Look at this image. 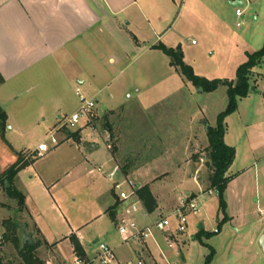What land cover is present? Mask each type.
I'll return each instance as SVG.
<instances>
[{
  "label": "rangeland",
  "instance_id": "374dc122",
  "mask_svg": "<svg viewBox=\"0 0 264 264\" xmlns=\"http://www.w3.org/2000/svg\"><path fill=\"white\" fill-rule=\"evenodd\" d=\"M173 1V7H169L168 32L161 39V45L173 50L179 47L183 63L199 78L234 82L237 68L247 61L248 55L264 46V0H241L244 5L241 19L236 18L231 0ZM146 31L143 28L141 32L145 37ZM129 63L122 72L114 70V81L100 95L87 98L96 102L98 112L102 107L125 105L128 115L134 119L129 124L123 123L118 113L116 124L113 122L122 142V152L118 157L120 163L117 161L120 168L130 164L140 169L147 163L143 170L137 172L142 176L138 174L139 177L135 178L129 175L126 176L127 180L137 185L147 180L146 175L152 178L156 176L155 173L167 171L152 186L153 194L160 198L161 207L166 211L175 209L186 193L199 197L200 212L188 216L186 232L176 237L175 248L159 244L166 263L204 264L210 249H213L215 255L210 264H264V255L257 246L259 237L264 234V217L261 215L264 211V62L251 71L249 86L254 91L237 100L236 111L224 120V143L231 146L236 155L229 175H237V172L251 167L247 173L250 179L243 180V183L240 181L234 188L240 192L245 182L248 191L244 197L235 199L231 212L226 211L228 220L224 222L218 197L214 194L202 196V190L208 184V170L205 167L207 129L216 127L218 116L227 108V87L221 85L213 92L196 88L178 70L175 73L167 66L166 56L161 51L154 55L141 52ZM139 90L140 97L137 94ZM140 104L144 110V123L139 124L138 133L136 120L143 121L137 108ZM98 120L96 129L99 131L102 126L100 117ZM16 125L26 127L24 123L9 122L0 133V146L3 147L2 143L6 141L17 150L26 147L19 140V134L9 131L11 126L16 129ZM41 129L48 131L46 125ZM79 130L82 129L62 128L58 133L63 138L69 134L76 136ZM85 134L90 135L91 131L87 129ZM137 134L139 137H136ZM48 135L49 132L42 142L47 141ZM37 142L38 136L33 140V143ZM142 142L152 146L150 154H145L146 150L140 145ZM113 143L110 140V148L114 146ZM96 144L102 159L99 161H89L88 152L84 149L71 150L69 155L61 151H48L36 161V153L20 154L25 164L35 162L30 169L19 172L18 186L14 188L12 184L11 191L16 190L26 196L24 206L32 218L25 209H19L17 199L10 196L5 186L0 188L1 264H25L19 254L23 224H26L28 234L38 244L34 255L43 264H54L50 259H54L56 253L66 263L72 261L70 238L65 239L71 233L80 241L86 252L83 259L88 263L97 264L94 262L97 245L104 244L114 249L117 258H120L119 253L125 252L129 259L125 261L120 258L124 261L122 264L127 261L150 264L146 257L140 260L135 254L134 249L138 245L122 243L114 223L107 216L94 219L107 207L105 201L109 199L106 195L109 182L105 175L115 168L113 162H106L103 140L99 139ZM8 157V161L0 160L1 171L17 160L15 155ZM85 158L89 162L86 163ZM154 158L161 161L152 166L153 162L149 161ZM97 168L102 169L104 176L95 172ZM39 179L44 181L45 189ZM4 182L8 185L5 176ZM147 187L150 191V187ZM33 222L37 223L42 236L33 229ZM200 230L202 235H199ZM157 239H161L160 235ZM95 241L97 243L93 244Z\"/></svg>",
  "mask_w": 264,
  "mask_h": 264
},
{
  "label": "crops",
  "instance_id": "0c3cea01",
  "mask_svg": "<svg viewBox=\"0 0 264 264\" xmlns=\"http://www.w3.org/2000/svg\"><path fill=\"white\" fill-rule=\"evenodd\" d=\"M173 3V0H0V109L6 115V127L9 122L26 124V127L16 125V129L13 126L9 129L19 134V140H22L26 147L17 150L5 141L2 143L3 147L0 146V160L3 158L8 161V156L12 157L17 153L35 152L37 146L42 143V138L44 139L48 132L60 126L62 118L77 111L76 90L83 92L86 97H97L114 81L112 77L114 70H121L120 72L126 70L130 60L141 52L152 55L160 52L154 47L161 44V39L168 32L169 11ZM123 22H126L125 26ZM143 28L147 30V37L141 33ZM166 59L167 66L177 73L176 69L170 66L168 57ZM137 94L140 97V90ZM124 106L102 107L101 112L97 110L100 119L107 117L110 131H102L100 128L96 135L91 133L86 136L87 129L82 128L76 136L69 134L63 138L58 133L56 137L58 140L60 136V140L55 146L48 144L49 151H61L69 155L71 150L84 149L88 152L89 161H99L102 159L99 157L101 154L96 143L99 139L104 142L105 138L109 137L111 142H114L112 145L115 153L112 156L110 149L104 146L106 162H113L120 168L118 157L122 152V142L119 141V135L114 129L115 118L120 113L119 119H122L123 123L129 124L134 120L128 115ZM137 108L143 118V121L136 120L138 123L136 130L140 133L139 124L144 123V110L141 104ZM43 125H46L48 131L44 132L41 129ZM137 135L136 137H139V134ZM37 136L39 142L33 143ZM225 136L226 133L224 138ZM142 143L140 145L146 150L145 154H150L152 146ZM157 154L162 155L163 152ZM12 161L14 160L11 158V164L16 162V160ZM84 161L89 162L86 158ZM160 161L154 158L149 163L153 162L152 166H154ZM234 162L235 159L230 168ZM33 163L23 170L30 169ZM146 165L147 163L140 169L130 164H126L125 167L129 172L128 176L134 175L137 178L140 174L137 172L143 170ZM9 167L2 171L0 169V174L2 175ZM230 168L226 176L231 179L223 194L227 213L231 212L235 199L246 195L248 184L245 185V182L240 192L234 188L240 181L243 183V180L250 179L247 173L251 167L232 176L229 175ZM166 172L155 173L156 176L152 178L146 175L147 180L137 183L138 189L149 186L153 198L156 199L158 208L151 214L152 218L170 212L162 209L160 198L152 191L153 184ZM18 175L19 173L12 182L14 188L18 186ZM39 183L43 189L46 188L42 179H39ZM108 194L106 192L109 197L105 201L107 207L94 219L107 216L106 210L114 201L117 203L109 184ZM188 195L186 193V196ZM23 196L26 200V196ZM24 209L32 218L25 206ZM32 227L42 236L36 222L32 223ZM22 228L28 234L26 224H23ZM159 235L156 236L158 244L166 246L161 235V239H157ZM71 236L78 240L74 233L65 239ZM32 239L34 241L33 237ZM134 252L140 260L146 257L150 264H167L161 245L158 248L154 242L137 246ZM84 253L86 254L85 251ZM119 257L124 260L129 259L123 251L119 253ZM120 258L118 260L124 262ZM50 260L54 261V264L66 263V260L57 253L54 259Z\"/></svg>",
  "mask_w": 264,
  "mask_h": 264
},
{
  "label": "built area",
  "instance_id": "2783aa9c",
  "mask_svg": "<svg viewBox=\"0 0 264 264\" xmlns=\"http://www.w3.org/2000/svg\"><path fill=\"white\" fill-rule=\"evenodd\" d=\"M240 1L241 0H231L232 3ZM243 8V4L241 7L234 8L237 19L243 18L241 11ZM237 27H239V24H237ZM192 44L194 43L192 42ZM76 97L78 101L77 111L62 118L60 126L56 130L49 132L47 141L39 144L35 152H30L32 154L36 153L34 158H39L41 154L48 152V144L55 146L58 143L56 135L62 128H86L90 130L93 135L98 133L96 129V122L98 120L96 102L93 99L87 98L80 90H76ZM104 146L110 149L109 137L105 138ZM95 172L104 176L101 168H97ZM105 178L109 182L117 202V210L113 223L123 244L142 246L148 242H154L159 248V244L156 240V234L158 233L162 236L165 245L170 249H174L176 237L186 232L188 216L190 214L198 215L200 212L198 203L199 197L188 195L175 209L171 210L166 215L159 214L157 217L152 218L151 214L147 212L137 196L138 186L132 181L127 180L126 176L122 174L121 169L117 165L109 174L105 175ZM4 185V177L0 174V188H4ZM124 185L126 186L125 188ZM212 194L218 197L217 190H202V196L210 197ZM202 196H200V198H202ZM261 215L264 217V211H262ZM215 233H217V231H215ZM1 242L2 237L0 236V243ZM94 262L97 264H122L118 260L114 249L104 244L97 245V256L94 258ZM46 264L50 263L47 262ZM64 264L91 263H88L86 260L73 253L72 261ZM124 264L132 263L127 261ZM137 264H143V262L139 261Z\"/></svg>",
  "mask_w": 264,
  "mask_h": 264
},
{
  "label": "trees",
  "instance_id": "16d2710c",
  "mask_svg": "<svg viewBox=\"0 0 264 264\" xmlns=\"http://www.w3.org/2000/svg\"><path fill=\"white\" fill-rule=\"evenodd\" d=\"M155 50L161 51L166 57L169 59V63L171 67H174L178 70L181 75L186 79V81L192 83L196 88L201 87L204 92H213L219 86L227 87V96H228V105L222 114L218 116L217 125L215 128H210L207 130V159L205 164H208L206 167L208 170L207 177V187L205 190H217L218 191V206L219 211L223 215V222L228 220L226 214V203L223 197V194L227 188V185L230 181V177L226 176L230 166L232 165L235 159V151L232 147L227 146L224 143V120L227 116L233 114L237 108V100L243 99L247 97L249 92L251 91V87L249 86V79L251 71L259 66L262 62H264V46L257 51L247 56V61L242 64L236 70V79L234 82L228 81H208L203 78H199L194 75L192 69L183 63V58L181 57V53L179 48L176 50L168 49L163 45H157L154 47ZM99 121V120H97ZM97 124V122H96ZM101 130L102 131H110L107 117L100 119ZM6 127V115L3 111L0 110V133L4 131ZM97 127V125H96ZM100 130V129H99ZM115 153L114 147L110 148V154L113 156ZM17 156L16 162L10 166L2 176L8 178L9 187L6 189L12 198L17 199L18 207L20 210L24 209V196L18 191H11L12 189V181L15 176L23 170L25 167L29 165L25 164L20 157V154H15ZM37 158H34L36 160ZM122 174L124 176H128L127 168H121ZM137 196L141 200L143 206L150 214L153 213L156 209V201L152 197L147 186L141 187L137 190ZM117 203L112 205L106 210L107 217L113 222L116 215ZM199 235H202V231L200 230ZM208 238L209 236H205ZM17 243H19V240ZM70 242L73 248V253L77 256L83 258L85 256L84 250L80 245L79 241L74 237H70ZM38 244L34 243V245L26 250L20 249L19 254L24 259L25 264H43L37 258H35L34 251L36 250ZM215 253L213 249H210L209 255L205 258L204 264H210L214 257ZM1 264V259H0Z\"/></svg>",
  "mask_w": 264,
  "mask_h": 264
},
{
  "label": "water",
  "instance_id": "95a60500",
  "mask_svg": "<svg viewBox=\"0 0 264 264\" xmlns=\"http://www.w3.org/2000/svg\"><path fill=\"white\" fill-rule=\"evenodd\" d=\"M231 6L233 8L241 7L242 4L240 2H235V3H232ZM251 91H254V88H251ZM203 124H205V122ZM209 129L210 128H208L207 130H209ZM207 166H208V164H205V167H207ZM7 188H8V186H7V183L5 182V189H7ZM96 243H97V241L94 244H96ZM33 245H34V241H33L32 237L25 232L24 228H22L21 249L26 250V249L32 247ZM257 246H258V249L261 252V254L264 255V234H262L259 237Z\"/></svg>",
  "mask_w": 264,
  "mask_h": 264
}]
</instances>
